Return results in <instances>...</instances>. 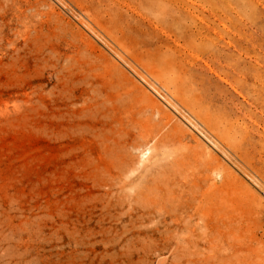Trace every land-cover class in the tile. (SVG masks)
I'll list each match as a JSON object with an SVG mask.
<instances>
[{
  "label": "rangeland",
  "instance_id": "obj_1",
  "mask_svg": "<svg viewBox=\"0 0 264 264\" xmlns=\"http://www.w3.org/2000/svg\"><path fill=\"white\" fill-rule=\"evenodd\" d=\"M0 264H264V0H0Z\"/></svg>",
  "mask_w": 264,
  "mask_h": 264
}]
</instances>
